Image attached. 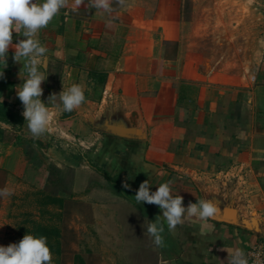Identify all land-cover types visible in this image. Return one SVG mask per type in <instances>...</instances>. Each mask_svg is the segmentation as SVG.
I'll return each mask as SVG.
<instances>
[{"label":"crops","instance_id":"crops-1","mask_svg":"<svg viewBox=\"0 0 264 264\" xmlns=\"http://www.w3.org/2000/svg\"><path fill=\"white\" fill-rule=\"evenodd\" d=\"M184 2L126 0L107 14L87 3L73 11L69 0L37 36L47 49L41 100L47 106L50 94L78 84L86 101L71 113L50 106V130L39 138L30 134L16 94L27 78L23 61H14L10 46L7 66L0 63V166L10 169L5 187L24 176L20 161L44 157L70 169L72 190L57 194L62 201L39 196L36 202L41 209H67L73 199L88 210L79 218V235L97 264H228L222 249L235 248L254 264V245L264 264V47L248 72L220 68V57L200 52L196 10L186 17ZM20 39L13 31V45ZM90 117H135L145 136L106 132ZM23 140L30 156L18 151ZM123 177L128 198L121 194ZM145 180L150 193L172 181L184 207L206 198L235 206L258 218L259 229L215 219L201 235L204 222L189 218L169 233L159 206L135 200ZM155 220L164 223V247L146 232Z\"/></svg>","mask_w":264,"mask_h":264},{"label":"rangeland","instance_id":"rangeland-1","mask_svg":"<svg viewBox=\"0 0 264 264\" xmlns=\"http://www.w3.org/2000/svg\"><path fill=\"white\" fill-rule=\"evenodd\" d=\"M194 9L200 52L220 57V68L233 74L248 72L264 47V0H185L184 15L191 17ZM18 151L28 156L34 153L25 140L18 146ZM48 160L41 157L42 163L32 160L18 162L17 167L24 176L9 182L12 195L5 197L8 208L0 210V246L19 243L20 236L32 234L26 229L40 221L58 225L61 229L62 250L51 251L52 264H97L94 254L86 251L89 242L85 235H79V218L88 210L73 199L67 202V209L57 207V204L48 210L41 209L36 202V198L43 199L46 192L57 195L72 190V171L63 170L50 158ZM9 170V167L0 166V189L10 179ZM119 181L123 190L121 194L130 197V187H123L127 183L126 177ZM37 190L45 192L37 195ZM3 200L4 197H0V205Z\"/></svg>","mask_w":264,"mask_h":264},{"label":"clouds","instance_id":"clouds-1","mask_svg":"<svg viewBox=\"0 0 264 264\" xmlns=\"http://www.w3.org/2000/svg\"><path fill=\"white\" fill-rule=\"evenodd\" d=\"M87 5L97 11L111 14L115 9L113 4L126 6V0H73L72 10L77 11ZM69 0H0V63L7 66L8 51L14 47L13 59L21 64L27 72V78L16 87V94L21 101L24 111L22 115L27 122V128L33 138H39L50 130L53 113L50 106L60 108L62 112L71 113L86 101L84 88L73 84L59 93H52L48 98V105L41 100L43 95L42 83L46 80L44 72L47 57L46 47L42 46L37 36L41 29L47 28L49 23L59 14L61 9L67 8ZM13 31L22 34L23 39L13 45ZM0 72V78L3 77ZM59 99L60 103L56 101ZM125 189L130 186L123 184ZM150 183L145 180L139 185L135 194L137 203L157 205L161 209L163 221L169 233H174L177 226L185 219L197 218L204 222L201 235L205 234L207 222L215 220L220 214L219 203L213 199H202L196 203L189 202L183 206V197L173 195L172 181L162 183L155 192L149 191ZM7 187L0 189V197L11 196ZM164 223L159 220L149 222L146 228L148 236L156 247H164ZM228 252V264H249L247 255L240 248L222 249ZM52 253L47 244L46 236L26 234L19 243L0 246V264H52ZM257 264H260L257 261Z\"/></svg>","mask_w":264,"mask_h":264},{"label":"water","instance_id":"water-1","mask_svg":"<svg viewBox=\"0 0 264 264\" xmlns=\"http://www.w3.org/2000/svg\"><path fill=\"white\" fill-rule=\"evenodd\" d=\"M136 114V111L134 112ZM90 121L93 125L99 129H102L106 132H112L118 135L133 137V138H142L144 137V131L137 125L136 118L132 117L131 122L121 120H111L109 118H100L95 119L94 117H90ZM220 214L216 217V220L227 221L231 223H235L241 226H245L248 228H257L258 226V218L252 217L248 218L246 216H242L239 213L237 207L232 205H221Z\"/></svg>","mask_w":264,"mask_h":264},{"label":"trees","instance_id":"trees-1","mask_svg":"<svg viewBox=\"0 0 264 264\" xmlns=\"http://www.w3.org/2000/svg\"><path fill=\"white\" fill-rule=\"evenodd\" d=\"M42 163V161H40ZM43 200L45 202H59L62 201V197L59 195H54L51 193H44ZM22 228L26 229L25 226ZM30 233L34 236H46L47 244L51 251L61 252V229L58 225L48 224L40 221H35L34 226L31 228H27ZM25 235L23 234V237ZM22 237V238H23ZM21 240V239H20ZM19 240V241H20Z\"/></svg>","mask_w":264,"mask_h":264},{"label":"built area","instance_id":"built-area-1","mask_svg":"<svg viewBox=\"0 0 264 264\" xmlns=\"http://www.w3.org/2000/svg\"><path fill=\"white\" fill-rule=\"evenodd\" d=\"M251 255H252V262L254 264H257V261H259L260 263L262 262V252L260 246L254 245L251 251Z\"/></svg>","mask_w":264,"mask_h":264}]
</instances>
